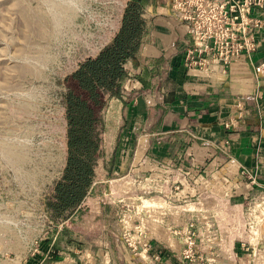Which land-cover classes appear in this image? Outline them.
<instances>
[{"label":"rangeland","instance_id":"rangeland-1","mask_svg":"<svg viewBox=\"0 0 264 264\" xmlns=\"http://www.w3.org/2000/svg\"><path fill=\"white\" fill-rule=\"evenodd\" d=\"M123 1L0 0L1 258L13 259L20 244L40 251L45 237L55 241L53 225L48 226L44 217L43 202L64 165V80L80 62L95 56L111 41L120 25ZM126 70H133L129 72L132 81L123 85L119 99L107 100L100 112L102 156L96 164L95 186L82 204L88 206V215L98 203L96 210L112 218V234L120 233L124 215L128 227L138 225L156 232L167 246L165 252L174 256H166L174 264H264V237L256 240L264 228L251 229L245 205L232 208L226 198L211 212L217 231L213 256L194 255L178 262L176 251L180 247L170 235L173 229L157 227V221L162 214L166 219L180 220V213L168 216L166 211L148 208L150 202L160 205L158 199L139 200L147 170L139 159L146 129L140 126L141 117L132 119L130 112L143 93L133 78L137 69L127 64ZM122 143H126V161L121 157ZM213 183V191L223 195L217 180ZM89 226L88 234L104 237L98 228L92 231ZM100 242L91 244L103 246L104 238ZM194 247L203 253L210 251L204 241L198 240ZM141 260L132 257L129 262Z\"/></svg>","mask_w":264,"mask_h":264},{"label":"built area","instance_id":"built-area-1","mask_svg":"<svg viewBox=\"0 0 264 264\" xmlns=\"http://www.w3.org/2000/svg\"><path fill=\"white\" fill-rule=\"evenodd\" d=\"M165 2L173 33L169 44L162 47L159 58L165 61L180 58L187 73L194 71L205 74L211 84L222 82L229 75L232 66L252 52V37L256 31H264V0H165ZM124 7L121 9V15ZM145 46L146 44L141 45V54ZM131 81L129 78L126 82ZM165 94L163 88L157 91L153 113L157 112L158 105L163 104ZM122 99L124 100L125 96ZM241 117H243L242 113L239 118ZM231 126L239 128L235 121L226 125V128ZM163 141L161 138L158 139L156 146H161ZM173 144L175 146L160 159L153 154H147L149 146L146 143L144 152L139 158L141 165L147 168L144 172L146 173L143 177L144 188L141 190L139 200L158 199L160 205L152 204L150 208L166 211L168 216L176 212L180 213L181 218L177 221L168 219L170 217L166 219L163 214L160 219L158 218L159 220L157 219L158 221L156 220L157 227L170 226L173 229L170 234L175 237L178 247L183 248L182 252L180 249L175 252L178 262L181 258H193L194 255L213 256L211 248L212 242L216 240L217 231L214 228L215 221L211 212L216 209L221 199L226 198L229 201L243 196L246 201L247 224L255 230L264 228V193L250 195L256 179L232 156L227 138L216 142L193 140L192 145L189 146ZM193 145L203 152L200 161L190 153ZM214 180H217L219 184L217 186L223 190V195L213 191ZM94 186L93 184L92 190ZM82 204L80 208L89 209ZM95 205L97 209L99 204ZM43 208L48 226L53 225L51 233L54 239L66 222L54 226L48 218L44 202ZM96 209L90 210L91 217L100 213ZM143 215L146 216V211ZM125 216L120 221V233L114 235L122 252L128 250L133 258L142 259L137 264H174L169 257H166L171 254L165 252L167 246L161 236L138 225L133 228L128 227L124 221ZM262 237L264 230H260L256 240L259 242ZM198 240L210 245V251L203 253L196 250V247L193 250ZM31 253L38 254L39 250L33 249Z\"/></svg>","mask_w":264,"mask_h":264},{"label":"crops","instance_id":"crops-1","mask_svg":"<svg viewBox=\"0 0 264 264\" xmlns=\"http://www.w3.org/2000/svg\"><path fill=\"white\" fill-rule=\"evenodd\" d=\"M125 3L126 0L122 7ZM145 17L150 18L152 24L149 42L141 54V60L149 68L158 66V71L150 81L154 90L151 93L141 91L143 95L136 100L130 112L132 119L141 117L140 126L146 129L141 154L146 143L149 146L147 154L161 159L175 146L173 143L189 146L193 140L216 142L227 138L232 156L256 179L250 195L264 193V31L257 30L253 35L252 52L233 65L222 82L211 84L205 74L194 71L187 73L180 58L168 61L159 58L162 47L169 44L173 33L165 0H156L155 8H148ZM136 73H139V69ZM136 85L142 90L138 81ZM160 88L165 90L166 99L153 113V103ZM241 113L243 117L239 118ZM234 121L239 128H226ZM160 138L164 140L163 144L156 146ZM125 147L126 143H122L121 157L125 158L124 161L128 155ZM190 153L197 161L201 160L203 152L197 146L193 145ZM229 202L232 208H243L246 203L243 196L232 198ZM88 225H91L92 231L98 228L104 237H98L99 240L97 235L88 234ZM64 226L86 244L84 248L65 249L53 256L50 247L52 241L47 236V240L40 242L38 254L32 255L31 246L26 248L20 244L13 259L0 257V264H131L130 253H123L115 241L110 216L100 213L91 217L85 209L80 208ZM75 230H79L78 233ZM93 242L100 244L92 245ZM86 247L95 250L90 251Z\"/></svg>","mask_w":264,"mask_h":264},{"label":"trees","instance_id":"trees-1","mask_svg":"<svg viewBox=\"0 0 264 264\" xmlns=\"http://www.w3.org/2000/svg\"><path fill=\"white\" fill-rule=\"evenodd\" d=\"M155 4L156 0H128L111 41L95 56L80 62L64 80V165L44 199L45 210L54 226L68 221L92 192L96 164L102 156L100 134L104 128L100 112L107 100L120 98L122 87L130 78L126 65L139 69L133 78L142 85V92L154 90L150 81L157 74L158 66L149 68L142 64L140 47L148 44L151 33V19L145 17V11L154 9ZM85 245L63 225L52 243L51 255Z\"/></svg>","mask_w":264,"mask_h":264},{"label":"bare ground","instance_id":"bare-ground-1","mask_svg":"<svg viewBox=\"0 0 264 264\" xmlns=\"http://www.w3.org/2000/svg\"><path fill=\"white\" fill-rule=\"evenodd\" d=\"M148 205H149V207H148V208H150V206L152 205V202L148 203Z\"/></svg>","mask_w":264,"mask_h":264}]
</instances>
